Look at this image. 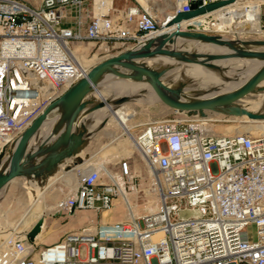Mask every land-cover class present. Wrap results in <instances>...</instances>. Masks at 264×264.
<instances>
[{
  "label": "built area",
  "instance_id": "2783aa9c",
  "mask_svg": "<svg viewBox=\"0 0 264 264\" xmlns=\"http://www.w3.org/2000/svg\"><path fill=\"white\" fill-rule=\"evenodd\" d=\"M115 1L103 7V0H0V160L51 101L102 59L86 56L84 43L102 46L106 57L117 43L120 50L138 46L177 12L217 0H172L162 18L145 0ZM263 7L264 0H228L195 15L201 17L192 28L233 37L225 24L258 11L262 27ZM220 11L223 32L215 30ZM177 114L144 122L131 134L151 169L156 210L135 215L122 195L137 190L128 160L119 159L116 171L89 163L52 214L100 213L121 194L128 217L65 231L50 244L8 229L0 264H264V131L215 133L205 129L209 120ZM182 208L200 215L180 218Z\"/></svg>",
  "mask_w": 264,
  "mask_h": 264
},
{
  "label": "water",
  "instance_id": "95a60500",
  "mask_svg": "<svg viewBox=\"0 0 264 264\" xmlns=\"http://www.w3.org/2000/svg\"><path fill=\"white\" fill-rule=\"evenodd\" d=\"M227 1L217 0L187 12H177L166 24L168 26L175 25L173 28L163 29L145 38L138 46L125 48L94 63L84 75L76 79L56 99L51 101L12 142L7 154L0 160V191L16 178L40 183L46 176L51 175L66 157L75 155L85 145L86 140L83 138L85 128L83 124L74 126V122L80 114L89 113L105 105L103 99L86 98V95L96 91L97 85L105 75L113 74L142 82L155 101L174 110L187 111L203 117L206 111L222 106L228 115H245L252 119H264V112L247 110L235 104L264 79V48L251 49L246 47L251 42L264 46V38L227 37L198 29L179 27L182 20L192 18ZM174 37H182L194 42H206L220 48L208 52L194 49L191 51L166 49L154 45L159 41L171 42ZM223 47H225L224 50ZM158 53H165L174 56L177 60L197 64L204 70H220L222 66L219 62L227 59L248 60L249 62L261 61V64L235 88L228 89L219 95L197 97L183 101L178 97L179 88L170 87L161 81L164 70H154L134 62L140 56ZM120 68L127 69L128 72H122ZM235 71L238 74L239 68L238 71L237 68ZM237 74L230 79L237 81L239 79ZM127 99V96L123 95L116 102H125ZM88 104L91 105L87 106ZM52 110L58 112L53 117L55 123L51 132H57L61 129L59 134L49 143L50 137L34 144V139ZM42 154L44 156L37 160L36 158ZM176 212L180 218L200 215L197 209L192 208H182ZM40 227L41 220L39 219L27 232L29 241L34 240Z\"/></svg>",
  "mask_w": 264,
  "mask_h": 264
},
{
  "label": "bare ground",
  "instance_id": "6f19581e",
  "mask_svg": "<svg viewBox=\"0 0 264 264\" xmlns=\"http://www.w3.org/2000/svg\"><path fill=\"white\" fill-rule=\"evenodd\" d=\"M110 2H111V0H103V7L109 6ZM220 13H222V12L221 11L219 12V16H221L222 21H220L219 23H217L215 25V30L218 32H223V30H224V28H223V13L222 14H220ZM200 17L201 16H198L195 19L190 20V22L191 21L197 22V20L198 21L200 20L199 19ZM186 20H188V19H186ZM186 20H182V21H186ZM180 23H179V27H180ZM173 26H175V25H169V26L166 25L163 29L168 30V29L173 28ZM202 31H205V30H202ZM224 32H230L232 34V36H239L238 38H243V39H250V38H247L245 36V34H257L259 36H264V30L260 26L258 11L241 13V14L237 15L235 18H232V20L230 22H227L225 24ZM221 35L226 36L223 33ZM240 36H243V37H240ZM182 41H189V42H192L193 44H192V46H189V47L187 46L188 47L187 48V47H184L182 45ZM157 44H159V46L161 48L174 49V50H186V51H191L192 49H194V50H198V51L200 50V51H208L209 52L211 50H215V49L220 48V47H217V46L212 45L210 43H206V42L201 43L199 41L194 42L193 40L185 39L182 37H174L171 42H167V43L159 41V42H156L154 45L157 46ZM246 47L251 48V49L252 48H254V49L264 48V46H261L260 44L255 43V42L248 43L246 45ZM224 49H225V47H223V50ZM82 57L84 58V56H82ZM134 62L138 63V64H143L146 67L154 69V70H164V74L161 76V81L170 87L179 88L178 97L183 101H188V100H191V99L197 98V97L215 96V95L222 94L224 91H226L228 89L235 88V87L239 86L248 76H250L252 74V72L255 69H257L261 64V61L249 62L248 60L227 59L226 61L219 62L220 66H222V69H220V70H217V69H206V70H204L202 67H200L197 64L177 60L174 56H171V55H168L165 53L140 56V57L136 58L134 60ZM231 63H238V65L237 66H231L230 65ZM223 67H224V69H223ZM236 68H237V71L239 68L238 74L235 71ZM120 70L122 72H128L127 69L120 68ZM235 74H237V77L239 78L237 81L230 79L233 76H235ZM199 75L204 76L203 78H200V79H202L203 80L202 82H205V84L200 85V86H195V84H192V83H194L195 80H197V77H200ZM109 80H111L112 82H111V84L107 83V85L105 86V90L107 89L112 94H114L115 96H113V97L115 99H118L119 97H121L123 95L127 96L128 99L125 102H123L124 103L123 107L132 101H142V102H154L155 101L153 96L151 95V93L148 92V89H146L144 87V84L142 82H135V81L131 80L130 78L120 77V76L113 75V74L111 75V79H109ZM208 82L211 84L206 85V83H208ZM263 82H264V79L262 81H260L254 87V89L251 92H249L250 94L258 95L259 103L261 102V104L264 103V84H263ZM101 88H99V91H98L99 95H100V89ZM102 98H106V97H102ZM119 103L120 102H114V104H119ZM123 103H120V104H123ZM235 104L242 107V108H245V109H247L248 105L250 104L251 108L254 107V108H252V110H254L256 112H264V107L260 106V105L257 106V104L254 103L252 99L247 100L244 103H241V101L240 102L237 101V103H235ZM104 107H106V106L103 105L102 107H100L98 109H102ZM224 109L221 106V107H216L214 110L206 111L205 115L202 118L205 120H211V118L212 119H219V117H221L223 114L228 115L227 113H225ZM177 111H179V110H177ZM57 112H58L57 110H52L48 114L47 119L45 120L43 126L41 127L42 130L47 129V132H48L50 126L52 125V122L54 119L53 117L55 115H57ZM114 112H115L116 116L119 118L120 124H122V126L125 127L124 132L126 133L127 138H129V140H130V147L134 148L132 145V142H131V134L132 133L129 131L131 124L128 121V119L129 120L131 119L129 116L134 112L133 109L130 110L129 107H127L121 111V107L116 106ZM181 112H183V111H181ZM177 113H180V112H177ZM80 115H82V114H80ZM224 115H223V117H224ZM233 117H234V115H233ZM240 117L246 118L247 121H250V120L264 121V119L248 118L245 115H240ZM246 128H249L248 124H245L244 126L238 128L237 130L230 131V132L224 131L223 133L244 132V131L249 130V129L245 130ZM261 128L260 129H251V130H254L256 132L264 131V125L261 126ZM205 129L214 131L208 122H206V124H205ZM129 153H130V151H129ZM97 164L99 166H101L104 170H107V168L105 166H103V163H97ZM149 170H150V176H151V169L149 168ZM78 176H75L73 173L69 172L67 174V176L65 177L66 178V185L68 186L69 190L73 189L76 186ZM120 184H122V183L120 182ZM7 186H5V187H7ZM36 188H37V186H36ZM28 189L30 190L31 187H28ZM68 191H66L65 194H67ZM134 192H136V191H134ZM122 193H123L122 195H124L128 200V196L130 193H128L126 190H124ZM29 195H31V194H29ZM40 200H41L40 197H37L35 199L32 197V195H31V197L30 196L28 197L27 203L29 205H31L30 206L31 208L27 211V213H24V215H22V217L19 219V222L16 223L17 225L13 226V228L15 230H17V231H28L31 228V226L37 220L40 219L41 220V227H40L39 232L41 231L43 221H44L43 209L40 208L36 212L35 218L33 220H32V216L30 215V214H32L31 213L32 208L37 207L39 205L38 203L40 202ZM58 200H56V203ZM56 203L54 206H52V207H54V209H55ZM157 208H158V204H157V202L155 203L154 199L148 201V204H147V210L148 211H154ZM126 217H128V214H126L125 218ZM30 222L32 224L27 228V226L29 225ZM0 225H1V222H0ZM3 227H5V226H3ZM8 229H11V226ZM37 234H36L35 238L37 237Z\"/></svg>",
  "mask_w": 264,
  "mask_h": 264
},
{
  "label": "rangeland",
  "instance_id": "374dc122",
  "mask_svg": "<svg viewBox=\"0 0 264 264\" xmlns=\"http://www.w3.org/2000/svg\"><path fill=\"white\" fill-rule=\"evenodd\" d=\"M29 2L33 4H37L39 0H28ZM148 6L151 7V9L154 11L157 17L162 18L165 17L168 13L171 12L173 8V1L172 0H145ZM123 0H116L114 2L115 5H122ZM261 24L262 29L264 30V7L262 8V14H261ZM247 38H264V36H259L257 34H245ZM239 37V36H235ZM191 42L189 41H182V45L184 47H187L190 45ZM193 43H191L192 45ZM116 45H119L118 43ZM84 46V53L86 56L96 55L98 58L102 57L103 54L107 53L103 50V47H98V44L93 42H86L83 44ZM231 66H237L238 63H231ZM203 80L200 79V77H197V80H195L194 83L195 86L204 85L205 82H202ZM202 82V83H201ZM209 85L211 83H206V85ZM264 84V82H263ZM253 100L254 103L257 104V106H263L264 103H259L258 95L256 94H247L245 97H243L240 101L241 103H244L247 100ZM238 101V102H240ZM133 102V103H132ZM132 109L135 112L131 120L129 121L130 124H133V126L129 129V131L134 134L141 123H144L149 117L154 118L158 116L162 117H171L178 115L177 112L185 113L187 111H177L174 109H171L169 107H166L162 104H160L157 101L154 102H142V103H134L132 101ZM254 108V107H252ZM251 105H248L247 110H252ZM161 110H164L165 113L162 115H158ZM167 111V112H166ZM254 111V110H252ZM190 114V113H189ZM224 115V114H223ZM223 115L219 117V119H212L208 121L212 129L215 131V133H223L224 131H234L238 128L244 126L245 124H248L249 128L247 129H260L261 126L264 125V121H257V120H250L247 121L246 118H242L240 116H234L233 115ZM240 118V119H239ZM242 118V119H241ZM134 119V120H133ZM244 119V120H243ZM221 128V129H220ZM262 129V128H261ZM119 129L117 128V133H119ZM233 133V132H232ZM130 141L128 140L126 135H122L120 137L116 138V144L115 149L112 152H101L99 154V159L97 161H102L103 165L107 168V170H117V161L119 159H126L129 161L131 170L135 176V180L137 182L136 189L137 190H130L126 189V191L129 194L128 196V203L131 207L132 212L135 215H142L147 212V204L148 201L154 199L155 203H160L157 199L156 192L153 190H150L151 187V177H150V170L148 166L144 163L141 156L138 154V152L131 147H128L125 151H121L122 147L129 146ZM130 151V153H129ZM26 180L23 178H16L12 183L8 186L5 193L3 194V197L0 198V241L4 237V234L8 230V228L13 226L15 222L21 217L22 213L25 211V208L27 206V199L31 195V191L27 188L26 189ZM102 181H106L105 177H102ZM59 185L64 191L61 195V197L66 193V191L69 190L68 186L63 182L62 184H52L50 185L47 190L46 188L42 191L44 192L42 198L43 200H40L38 203L39 205L35 208H32V211L30 214L32 216V220L35 218L34 212L39 210L40 207L47 211L46 214H44L45 218V228L43 231L39 232L37 234V237L35 238V242L37 243H43V244H50L51 240L56 238L57 234L62 235L65 231L72 230L79 228L83 225H88V223H95L98 221H107V222H113L118 220H123L125 218L128 206L126 204L125 199L121 195H117L112 197L110 207L103 210L100 213H95L91 210H77L72 215L66 216L63 214H52V211H54V206L56 201H49L51 196L54 195L59 189ZM30 192H29V191ZM149 190V191H148ZM136 191V192H134ZM37 192V191H36ZM57 194V195H58ZM33 197V196H32ZM57 197V196H55ZM132 198V199H131ZM36 209V210H35ZM6 221V222H5ZM4 223V224H3ZM92 224H89L90 226ZM5 226V227H3Z\"/></svg>",
  "mask_w": 264,
  "mask_h": 264
},
{
  "label": "crops",
  "instance_id": "0c3cea01",
  "mask_svg": "<svg viewBox=\"0 0 264 264\" xmlns=\"http://www.w3.org/2000/svg\"><path fill=\"white\" fill-rule=\"evenodd\" d=\"M195 18L196 17H193V18H190L186 21H182L180 23V27L184 28L185 23L190 22V20L195 19ZM192 26H194V22H191V26H189V29H195V27L192 28ZM240 37H243V36H240ZM165 42L167 43L168 41H165ZM191 43L189 46H192ZM157 46H159V44H157ZM120 49H121L120 45H114L113 47L111 46L110 47V50H111L110 53L114 54V53L120 51ZM103 57H105V55ZM103 57H101V58H103ZM199 76H200V78L204 77L202 75H199ZM109 79H111V75H105L103 77V79L99 82V84L97 85L96 91H93V92L89 93L88 95H86V98L89 97L93 100L103 99L105 102L104 106H106V107H104L102 109H96V110L91 111V112L86 113V114L79 115L78 118L76 119V121L74 122V126L76 124H83V126L85 128L84 129L85 132L83 133V138L86 140L85 145L75 155L70 156V157H66L57 166V169L51 175L46 176L44 178V180L40 181V183H37L35 181H27V180L25 181V183H26L25 187H26V189L28 187H31V189H30L31 193L30 194L33 196L34 199L37 197H40V199L43 200L42 196H43L44 192L52 184H62L63 182L66 184V178L65 177L67 176V174L69 172L73 173L75 176H78V174L81 172L82 168L85 165H87L89 163H93V162L94 163H103L102 161L101 162L97 161V159H99V154L101 152H112V151H114L115 144H116V138L120 137L122 135H126V133L124 132L125 127L122 126V124H120L119 118L116 116L114 111H115L116 106L117 107L120 106L121 111L127 107H129V109L132 110V103L133 102L126 104L124 107H123V105H124L123 102H120L123 104H120V103L114 104V102H116V100H117L113 97L115 95L112 94L107 89L105 90V86L107 85V83L111 84V82H112ZM135 82H137V81H135ZM99 88H101L100 89V95L98 94ZM101 96L106 97V98H102ZM134 103H142V101H134ZM89 105H91V104H88L87 106H89ZM157 113H159L158 115H162L165 113V111L161 110L160 112H157ZM134 114H135V112H133L129 117L132 118ZM163 118H166V117H162V116H158V117H154V118L149 117L145 122H147L149 120L163 119ZM130 120L128 119V121H130ZM54 123H55V121L52 122V125L50 126L48 132H47V129H44V130L41 129L40 130V132L38 133V135L34 139V144H38L44 138L50 137V140L48 141V143H49L50 141H52L57 136V134H59L61 129H59V131H57V132H51V130L53 129ZM138 125H140V124H138ZM132 126L133 125L131 124V127ZM117 128L120 130L119 133L116 132ZM74 131H76V130L74 129ZM128 140H129V138H128ZM128 147H130V145L126 146V147H122L121 151L122 152L125 151ZM44 154H46V153H44ZM44 154H42L41 156H38L36 159L38 160V159L42 158L44 156ZM8 186L5 187L0 192V198L3 197V194L5 193ZM36 186H37V188H36ZM44 187L46 188V190L42 193V191L45 189ZM63 192L64 191L62 190V188L59 185L58 191L56 193H54V195L51 196L49 201L58 200L61 197V195L58 193L62 194ZM55 196H57V197H55ZM30 206L31 205H29L27 203L25 211L22 213V215H24V213H27V211L31 208ZM37 211L34 212V215L36 214ZM43 213L46 214L47 211H45L43 209ZM22 215H21V217H22ZM21 217H19V219ZM19 219L15 222V224L13 226L17 225L16 223L19 222ZM123 219H125V218H123ZM98 222H101V221H98ZM31 224L32 223L30 222L29 225L27 226V228ZM88 224H90V223H88ZM13 226L11 227V229L15 230L13 228ZM83 226H85V225H83ZM44 228H45V218L43 221L41 231H43ZM76 229H78V228H76ZM58 237H59V234H57L56 238H54L50 242L56 240Z\"/></svg>",
  "mask_w": 264,
  "mask_h": 264
}]
</instances>
